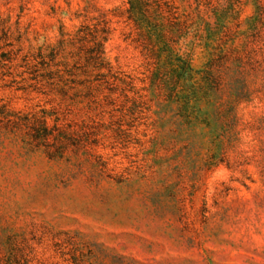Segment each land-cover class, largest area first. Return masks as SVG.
<instances>
[{"label": "rangeland", "instance_id": "rangeland-1", "mask_svg": "<svg viewBox=\"0 0 264 264\" xmlns=\"http://www.w3.org/2000/svg\"><path fill=\"white\" fill-rule=\"evenodd\" d=\"M161 1L189 30L172 55L130 0H0V107L49 112L12 50L98 15L134 97L63 106L68 140L0 120V264H264V0Z\"/></svg>", "mask_w": 264, "mask_h": 264}, {"label": "trees", "instance_id": "trees-1", "mask_svg": "<svg viewBox=\"0 0 264 264\" xmlns=\"http://www.w3.org/2000/svg\"><path fill=\"white\" fill-rule=\"evenodd\" d=\"M130 4L129 18L145 36L151 40L156 37V45L172 55L174 50L170 44L189 33L185 22L175 21V12L165 1L130 0ZM136 8L142 10L145 19L137 17ZM151 12L155 17L149 15ZM110 34L108 21L98 15L84 21L73 33L61 29L55 44L42 45L36 51L13 49L14 58L20 60L23 73L28 75L24 77L25 85L55 104L49 112L32 119H24L1 106L0 120L16 125L23 122L35 130L34 137L39 140L47 141L51 137L68 140L75 131L67 129L69 123L65 121L63 106L69 108L83 101L107 106L116 104L119 99L133 100L132 80L106 56L105 44ZM174 61L169 63L173 74L183 76L194 71L189 57L177 56ZM49 117H53V124L48 122ZM12 262L9 259L3 264Z\"/></svg>", "mask_w": 264, "mask_h": 264}]
</instances>
